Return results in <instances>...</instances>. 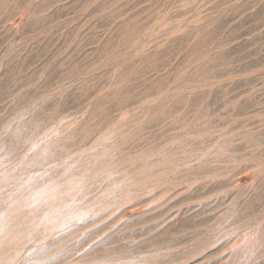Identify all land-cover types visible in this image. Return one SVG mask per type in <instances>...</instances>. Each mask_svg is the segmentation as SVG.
<instances>
[{
  "label": "rangeland",
  "instance_id": "rangeland-1",
  "mask_svg": "<svg viewBox=\"0 0 264 264\" xmlns=\"http://www.w3.org/2000/svg\"><path fill=\"white\" fill-rule=\"evenodd\" d=\"M0 264H264V0H0Z\"/></svg>",
  "mask_w": 264,
  "mask_h": 264
}]
</instances>
